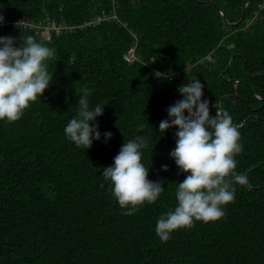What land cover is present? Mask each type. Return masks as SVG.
<instances>
[{
	"label": "trees",
	"instance_id": "trees-1",
	"mask_svg": "<svg viewBox=\"0 0 264 264\" xmlns=\"http://www.w3.org/2000/svg\"><path fill=\"white\" fill-rule=\"evenodd\" d=\"M201 1L209 3L0 0V36L14 37L19 47L22 35H31L55 50L43 95L21 119L0 120V264H264V0H251L234 26L223 23L219 10L234 22L246 0ZM100 10L115 16L84 24ZM45 17L64 24L49 40L27 25ZM18 20L26 23L12 26ZM123 53L133 56L131 63ZM230 56L225 80L219 73ZM195 79L211 115L228 95L219 110L236 125L243 121L235 171L246 173L248 183L233 185L223 218L196 221L162 242L156 223L177 205L176 188L187 174L170 156L178 128L161 133L159 124L183 99L178 88ZM85 88L90 110L104 106L90 122L101 138L93 133L88 149L64 133ZM137 135L147 140L141 153L148 179L162 181L164 191L124 215L103 169Z\"/></svg>",
	"mask_w": 264,
	"mask_h": 264
},
{
	"label": "clouds",
	"instance_id": "clouds-1",
	"mask_svg": "<svg viewBox=\"0 0 264 264\" xmlns=\"http://www.w3.org/2000/svg\"><path fill=\"white\" fill-rule=\"evenodd\" d=\"M4 16L0 15V23ZM19 26V22H17ZM12 36H0V120L15 122L24 111L41 97L53 80L46 61L55 56V50L33 36L22 35V43L15 46ZM157 77L162 73L157 72ZM204 85L199 79L178 88L183 96L167 109L169 119L162 120L159 131L176 127V146L170 152L175 164L186 178L176 188L177 205L160 216L155 231L162 242H167L173 231L190 228L194 222L217 221L225 216L224 206L235 198L234 184L248 183L246 175L235 171V157L243 150L238 125L227 111L210 114V101L202 99ZM89 89L79 97L78 114L64 129L66 138L77 147L88 149L94 138L99 140V125H90L103 115L97 104L89 109ZM187 112V115H185ZM143 125L138 126L142 131ZM111 139L112 133L103 134ZM148 146L142 135L123 144L114 157L112 166L103 169V177L111 182V191L124 215L135 214L145 203H154L164 191L162 181L148 179L149 168L142 163L141 149ZM168 171L166 165L162 166Z\"/></svg>",
	"mask_w": 264,
	"mask_h": 264
},
{
	"label": "built area",
	"instance_id": "built-area-1",
	"mask_svg": "<svg viewBox=\"0 0 264 264\" xmlns=\"http://www.w3.org/2000/svg\"><path fill=\"white\" fill-rule=\"evenodd\" d=\"M114 16H115L114 14H106L103 10H100L94 16H91V18H89L90 20L85 22L84 24L93 25L104 20L110 21ZM43 19H45V21L40 23L32 22L30 24V21H28L27 25L32 26L34 33L42 36L44 40H49L52 33L53 35H58L60 33V29L64 25L63 21H56L55 19L48 17H45ZM17 22H19V26H24L22 24L26 23V21H21V20L13 21L11 22L12 26L17 27L18 26ZM1 24L2 23H0V25ZM122 55L123 58L126 60V62L128 63L132 62L133 56L130 53H123ZM207 59L209 60V57H207Z\"/></svg>",
	"mask_w": 264,
	"mask_h": 264
},
{
	"label": "water",
	"instance_id": "water-1",
	"mask_svg": "<svg viewBox=\"0 0 264 264\" xmlns=\"http://www.w3.org/2000/svg\"><path fill=\"white\" fill-rule=\"evenodd\" d=\"M195 1H197V2H202V3H209V2L201 1V0H195ZM250 1H251V0H246V1L243 3V5H242V7H241V10H240V16H239V18H238L236 21H234V22H227V21L225 20V17H224L223 12H222L221 10H219V13H220V16H221V18H222L223 23L226 24V25H228V26H234V25H236V24L241 20V18L243 17L244 9H245V7L247 6V4L250 3ZM231 58H232V56H230V57L227 59V62H226V64H225L224 69L219 73L220 77H222L223 79H225V78L223 77V75H224L226 69H227L228 66H229V63H230ZM256 74H257V73H256ZM225 80H226V79H225ZM226 96H228V95H223L222 98H224V97H226ZM222 98L218 101L217 106H216V110H219V109H220V103H221ZM247 118H248V117H247ZM247 118H245L244 121H245ZM242 123H243V121H242L241 123H239L238 126H240ZM263 126H264V122H263ZM258 165H259V164H258ZM258 165L254 166V167H251L249 170L254 169V168L257 167ZM245 175H246V173H245ZM246 186H247V184H246Z\"/></svg>",
	"mask_w": 264,
	"mask_h": 264
},
{
	"label": "rangeland",
	"instance_id": "rangeland-1",
	"mask_svg": "<svg viewBox=\"0 0 264 264\" xmlns=\"http://www.w3.org/2000/svg\"><path fill=\"white\" fill-rule=\"evenodd\" d=\"M89 20H90V19H88L87 21H89ZM87 21H85V22H87ZM85 22H84V23H85Z\"/></svg>",
	"mask_w": 264,
	"mask_h": 264
}]
</instances>
